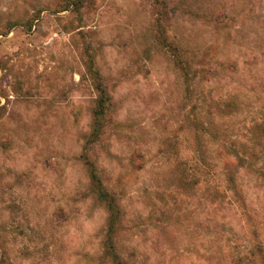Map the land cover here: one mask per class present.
I'll use <instances>...</instances> for the list:
<instances>
[{
  "label": "rangeland",
  "instance_id": "1",
  "mask_svg": "<svg viewBox=\"0 0 264 264\" xmlns=\"http://www.w3.org/2000/svg\"><path fill=\"white\" fill-rule=\"evenodd\" d=\"M77 1L0 0V264H113L84 157L122 264H263L264 0Z\"/></svg>",
  "mask_w": 264,
  "mask_h": 264
},
{
  "label": "trees",
  "instance_id": "2",
  "mask_svg": "<svg viewBox=\"0 0 264 264\" xmlns=\"http://www.w3.org/2000/svg\"><path fill=\"white\" fill-rule=\"evenodd\" d=\"M66 8H69L70 6H75L76 9L78 8V1L77 0H64ZM95 74V86L96 89L99 92L98 98L96 100V106L93 109V128L89 135L88 142L94 143L99 140L101 132L103 131V118L106 113L107 109V103L109 100V97L106 93L105 88L103 87V84L100 80V77L97 72ZM229 107V106H228ZM257 129L260 130L262 133H264V121L261 124L257 125ZM84 160L89 167L90 172V178L92 183L94 184L95 188L97 189V195L99 200L104 203L107 210L109 211V223H108V230L106 233L105 238V248L106 253L109 255L112 259L113 264H122L119 254L116 251L114 240H113V234L115 232V225L118 222L119 218V208L116 203V200L114 196H112L103 186L101 183L100 178L98 177L96 173V168L92 164L91 161H89L87 158L84 157ZM240 161V162H239ZM225 164V170L227 172V179L229 187L234 191L236 195H239V189L236 184V176L234 173V169H237L239 164L241 163V157H233L228 156L224 160ZM256 253H257V259L261 261V263L264 264V250L260 243L255 245Z\"/></svg>",
  "mask_w": 264,
  "mask_h": 264
}]
</instances>
